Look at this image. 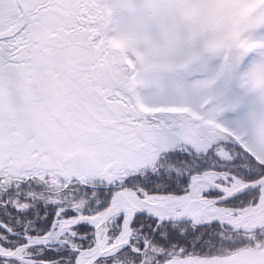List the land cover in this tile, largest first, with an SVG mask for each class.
Here are the masks:
<instances>
[{
    "label": "snow or ice",
    "instance_id": "6c2138e0",
    "mask_svg": "<svg viewBox=\"0 0 264 264\" xmlns=\"http://www.w3.org/2000/svg\"><path fill=\"white\" fill-rule=\"evenodd\" d=\"M0 264H264V0H0Z\"/></svg>",
    "mask_w": 264,
    "mask_h": 264
}]
</instances>
